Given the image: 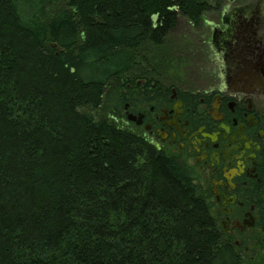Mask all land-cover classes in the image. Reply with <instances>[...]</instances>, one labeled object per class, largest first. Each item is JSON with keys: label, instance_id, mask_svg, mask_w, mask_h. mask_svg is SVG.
I'll return each mask as SVG.
<instances>
[{"label": "trees", "instance_id": "1", "mask_svg": "<svg viewBox=\"0 0 264 264\" xmlns=\"http://www.w3.org/2000/svg\"><path fill=\"white\" fill-rule=\"evenodd\" d=\"M208 5L0 0V264H264V186L234 238L191 169L122 123Z\"/></svg>", "mask_w": 264, "mask_h": 264}, {"label": "flooded vegetation", "instance_id": "2", "mask_svg": "<svg viewBox=\"0 0 264 264\" xmlns=\"http://www.w3.org/2000/svg\"><path fill=\"white\" fill-rule=\"evenodd\" d=\"M209 2L197 26L185 19L194 30L181 77L136 80L122 123L187 165L238 238L254 228L264 186V0Z\"/></svg>", "mask_w": 264, "mask_h": 264}, {"label": "rangeland", "instance_id": "3", "mask_svg": "<svg viewBox=\"0 0 264 264\" xmlns=\"http://www.w3.org/2000/svg\"><path fill=\"white\" fill-rule=\"evenodd\" d=\"M210 3V2H209ZM194 30L193 27H191L187 21L183 18H179L178 22L175 26V28L173 29V31L168 35L167 37V46L170 48L172 54H173V60L176 64H178V66L174 69V66L171 67V70L168 72H166V78H179L181 77V72H182V67L184 66V64L189 65V63L191 62V57L189 54H183L181 53V51H183L182 49L188 47L189 45H191V40L189 38L190 36V32H192ZM206 70H209L211 65L210 63H207L206 65H204Z\"/></svg>", "mask_w": 264, "mask_h": 264}, {"label": "water", "instance_id": "4", "mask_svg": "<svg viewBox=\"0 0 264 264\" xmlns=\"http://www.w3.org/2000/svg\"><path fill=\"white\" fill-rule=\"evenodd\" d=\"M126 119L128 120V121H134L135 119H136V117H134V116H132V115H127V117H126ZM140 120H138L137 121V124H140ZM246 223V225L248 226V227H252L253 226V222H252V220L251 221H248V222H245ZM238 244V243H237Z\"/></svg>", "mask_w": 264, "mask_h": 264}]
</instances>
